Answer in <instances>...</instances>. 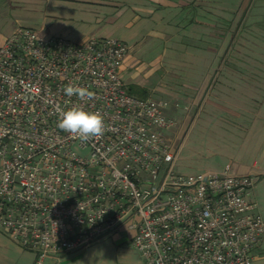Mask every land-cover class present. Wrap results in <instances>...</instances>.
<instances>
[{"label":"built area","instance_id":"built-area-1","mask_svg":"<svg viewBox=\"0 0 264 264\" xmlns=\"http://www.w3.org/2000/svg\"><path fill=\"white\" fill-rule=\"evenodd\" d=\"M128 45L18 27L0 46V233L59 261L103 238L132 239L143 264H255L264 221L249 175L175 172L168 103L131 94ZM95 92L69 98V83ZM80 104L105 132L82 143L57 127ZM127 235H123L122 233Z\"/></svg>","mask_w":264,"mask_h":264},{"label":"rangeland","instance_id":"rangeland-1","mask_svg":"<svg viewBox=\"0 0 264 264\" xmlns=\"http://www.w3.org/2000/svg\"><path fill=\"white\" fill-rule=\"evenodd\" d=\"M172 2L170 12L164 13L162 19L143 25L137 37L136 52H132L135 40H128L126 30H115V34L108 37L125 42L130 49L128 55L135 53L137 64L121 74L127 90L142 98L145 96L140 91L145 90L153 98L168 103L165 113L174 126L166 138L173 144L174 151L177 149L176 173L218 172L230 165V173L236 175L239 165L263 166L260 151L264 148V118L246 114L242 119H233L202 106L201 102L205 91L216 85L218 73L224 72V67L229 74L221 77L264 78V0ZM20 6V16L29 22L18 23L16 28L40 31L48 11L63 13L62 9H53L43 2ZM65 20L68 25L78 23ZM251 177L252 191L264 221V176ZM22 250L34 257V253ZM254 255L255 264H264V240ZM47 264L143 262L131 238L120 244L112 238H103L62 256L59 261L48 259Z\"/></svg>","mask_w":264,"mask_h":264},{"label":"crops","instance_id":"crops-1","mask_svg":"<svg viewBox=\"0 0 264 264\" xmlns=\"http://www.w3.org/2000/svg\"><path fill=\"white\" fill-rule=\"evenodd\" d=\"M33 2H43L63 12L48 11L39 29L41 32L60 34L79 42L89 37L108 38L115 34V30L124 29L128 33V40H135L132 52L138 50L137 37L143 25L162 19L164 13L170 12L173 4L172 0H0V46L18 23L29 22L20 16L22 13H19L18 7ZM66 18L78 23L68 25ZM134 54L127 55L121 74L126 68L137 64ZM226 69L224 67V72L218 73L220 77L216 85L203 94L202 106H208L212 111L233 119H242L246 114L257 119L264 118V78L246 80L236 75L221 77L229 74ZM136 85L145 89L141 84ZM143 92L146 96L150 95L145 90H141L140 94ZM260 154L264 163V148ZM254 166L239 165L237 175L264 176V165ZM114 240L117 242L119 239ZM33 259L30 253L0 233V264H33Z\"/></svg>","mask_w":264,"mask_h":264},{"label":"clouds","instance_id":"clouds-1","mask_svg":"<svg viewBox=\"0 0 264 264\" xmlns=\"http://www.w3.org/2000/svg\"><path fill=\"white\" fill-rule=\"evenodd\" d=\"M63 92L67 97H76L82 102L95 97V92L88 87L71 82L63 88ZM57 127L82 143L101 138L106 130L104 116L99 111H87L80 104H74L66 111H62Z\"/></svg>","mask_w":264,"mask_h":264},{"label":"water","instance_id":"water-1","mask_svg":"<svg viewBox=\"0 0 264 264\" xmlns=\"http://www.w3.org/2000/svg\"><path fill=\"white\" fill-rule=\"evenodd\" d=\"M127 240H128V237L125 236V237L119 239L116 243H117V244H120V243L125 242V241H127Z\"/></svg>","mask_w":264,"mask_h":264},{"label":"trees","instance_id":"trees-1","mask_svg":"<svg viewBox=\"0 0 264 264\" xmlns=\"http://www.w3.org/2000/svg\"><path fill=\"white\" fill-rule=\"evenodd\" d=\"M141 95H142V96H146L144 92H143Z\"/></svg>","mask_w":264,"mask_h":264}]
</instances>
